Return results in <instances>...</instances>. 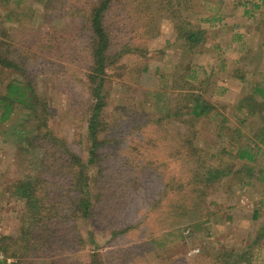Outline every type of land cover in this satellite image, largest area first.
Wrapping results in <instances>:
<instances>
[{
    "label": "trees",
    "instance_id": "1",
    "mask_svg": "<svg viewBox=\"0 0 264 264\" xmlns=\"http://www.w3.org/2000/svg\"><path fill=\"white\" fill-rule=\"evenodd\" d=\"M27 2L29 10L19 11L18 7ZM193 3L194 0H0V6L17 7V11L6 13L5 20L0 11V74L10 73L0 86V124L2 125L0 141L26 146L39 154L37 162L32 166L28 165L24 176L13 184L15 200L18 204L19 202L23 204V213L16 236L0 234V252L5 256L3 259L0 258V264H38L39 260L47 258H52V264H83L79 253L86 248V243L78 225H74L76 221L94 220L96 208L103 214L104 208L101 206L111 208L112 198L106 199L102 194L107 190H112L114 195L118 194L119 199L129 195L130 200L135 198L132 194L134 190L151 189L155 177L160 175V172L164 175L172 171V164H175V161L171 159L175 156L184 164H189L191 168L185 169L183 178L177 186L168 183L161 185L162 192L168 195H164L165 205L158 212L160 218L165 216L168 219L186 218L190 210L201 209L198 203L201 201L202 178L206 182H214L231 174L232 169L227 170L223 165L214 166L205 163L196 166V162L192 161L194 157L198 158L205 152L197 145V131L194 127L198 119L204 118L209 123L211 121L218 123L220 139L226 136L224 131L228 129L226 124L230 123V120L203 94L207 91L215 73L206 80L199 79V86H195L193 82L198 76L197 70L194 69L195 64L190 62L191 59L185 65L180 62L184 66V72L177 75L176 69L165 115L153 121V125L161 127L171 121L180 122L182 132L176 133L174 129H169L172 132H168L164 128L169 134L176 133V141H169L170 136L160 129L161 127L152 134L154 137L148 140L144 134L145 129L150 128L149 125L144 128L141 118L135 116L137 125L133 127L141 126V134L135 141L130 142L132 143L128 151V154L131 152L130 159L123 161V156L117 154L113 156L111 151L108 152L113 142L116 145L122 143L115 132L109 133V129L114 126L118 129L120 123H123L118 118L113 121L104 118L107 107L105 84L109 72H112L113 68H124L123 60L126 59L127 54L147 53L146 40L159 32L155 22L158 16L159 19L172 24L176 39L183 43L185 51L189 53L187 57H193L196 52L204 53L208 41L207 31L183 18L185 12L193 9ZM75 6L79 8V12H83L81 13L83 38L68 47L65 45L68 41H64L61 45L65 48L59 46L56 41L52 43L53 38L48 43L49 35L46 27L49 28L50 24L60 17L75 15L73 14ZM216 6L215 14L205 21L220 23L225 20L222 7L218 4ZM235 7H243L244 15H249L251 12L253 14L250 16L256 18V11L264 12V0H238L235 1ZM205 8L210 10V4L205 5ZM37 11L38 16L42 14L43 26L41 29L34 26L30 34L39 32L36 38L39 41H37L38 46L49 47L52 43L54 47L58 46L60 58L66 57L71 65L76 64L86 69L83 85L88 96L83 113L79 114L86 123V128H83L86 132L84 136L87 144L86 160L83 159L81 151H75L63 136L56 134L49 126V107L46 103H42L38 84V78L43 73H52L48 62L42 58L32 62L29 52L11 46L9 35L14 41L18 38L17 35L13 36L7 31L5 23L10 21L21 25L24 21L35 22ZM13 29L17 31L16 26ZM15 31L13 33H16ZM51 32L55 33L54 30ZM20 34H25V31ZM237 38L241 40L242 35L238 34ZM254 60L250 57L248 62L253 63ZM53 68V73H57L55 67ZM239 70L242 72L241 69H236V75L239 74ZM259 75L264 79V74L259 73ZM239 76L246 88L244 95L238 99L235 106L240 114V123L246 124L249 121L257 123L264 119V80H248L245 73H240ZM67 79L77 80L75 87L78 88L80 79L76 77V73L65 70V73L58 77L60 85H63ZM74 83L75 81L71 82ZM159 93L154 92L152 96L157 97ZM39 106L43 107V110H40ZM24 112H29L27 115L29 114L30 117L25 118L26 121L19 125L16 120ZM124 123H129V119H125ZM236 134L239 136L238 139L244 136L239 128H236ZM260 136L261 134L257 135L258 143L254 145L234 141L222 148L220 154L228 153L232 159L242 162V168L236 171L237 174L245 171L251 175L255 169L252 163L257 161L264 145V136ZM148 143L152 144L153 149H148L146 146ZM168 143H174L173 148H168ZM208 147L212 148L211 145ZM142 149L147 153L144 154V160L147 159L148 153L151 159L141 163ZM173 150L177 154L173 155ZM109 157L112 158L111 161L108 160ZM196 180V185H193ZM171 191L173 194H169ZM100 197L104 199L101 205L98 204L101 201ZM134 208H139L138 204H133L132 212ZM126 212H129L128 208L122 214L125 215ZM203 214L207 215L204 212ZM253 218H258V211L254 212ZM210 220L207 216L203 222L207 224L212 222ZM133 227L134 225H120L119 229L112 230V236L116 239L126 236ZM179 234V231L168 232L166 241L164 239L162 242L152 238L151 235L148 241L140 245L137 252H132L130 256L126 255L115 264H253L254 262L251 248L240 252L234 247L224 245L215 251L204 250L190 260L179 251L173 254L176 250H173L172 246V254L175 255L173 259H170L172 254L166 255L163 250V253L156 255V260L153 258L152 262L148 263L145 259L137 260L138 254L150 250V247L155 250V244L166 245L169 238L179 240ZM90 236L93 237L92 234ZM263 239L264 221L258 229L253 245L260 244ZM116 244L119 245L118 242ZM169 244L174 243L169 242ZM91 257L94 258V254Z\"/></svg>",
    "mask_w": 264,
    "mask_h": 264
},
{
    "label": "rangeland",
    "instance_id": "2",
    "mask_svg": "<svg viewBox=\"0 0 264 264\" xmlns=\"http://www.w3.org/2000/svg\"><path fill=\"white\" fill-rule=\"evenodd\" d=\"M235 1L238 0H194L193 9L185 12L183 18L191 21L194 26L206 30L208 41L205 44L206 51L204 53L196 52L191 58L187 57L189 53L185 51L183 43L176 39L172 24L164 19H159L158 16L155 22L159 32L146 40L145 52L147 53L138 52L134 55L129 53L123 60L124 68H113V71L109 72L105 84L107 107L104 113V118L107 121L118 118L123 122L120 123L118 129L115 126L111 128L112 131L109 129V133L115 132L122 143L116 145L113 142L108 148V152L111 151L113 156L116 154L123 156V161L130 159L131 152L128 154L132 145L130 142L135 141L141 134V126L133 127V125H137L135 116L141 118L144 128L148 125L150 127L145 129V137L148 140L154 137L152 134L161 126L153 125V121L165 115L176 69L177 75L183 74L184 66L180 62L185 65L191 59L190 62L195 64L194 69L197 70L196 75L198 76L197 80L193 82L195 86L199 84V79L206 80L212 73H215L214 76L212 75L207 91L203 94L216 109L226 114L230 120V123L226 124L228 129L224 131L226 136L220 139L218 123L215 121L209 123L204 118L198 119L194 127L197 131V145L203 148L205 154L202 153L203 157L202 155H199L198 158L194 157L192 161L196 162V166L205 163L214 166L223 165L227 170L228 168L232 169L231 174L214 182H206L202 178L201 201L198 203L201 205V209L190 210L186 214V218L168 219L166 216L160 218L158 214L161 207L165 205V196L168 195L166 192H162L161 185L168 183V185L177 186V183H180L183 178L185 169L191 168L189 164L179 161L177 156L171 159L175 161V164H172V171L166 172L164 175L163 172H160V175L155 177L151 189L132 191L135 198L129 200V195L126 196L127 198L124 195L125 198L119 199L118 194L114 195L112 190L103 192L106 199L112 198V204H110L112 210L110 207L101 206L104 208L103 214L96 208L94 220L83 221L80 219L74 224L78 225L86 243V248L79 253L83 264H115L126 255L130 256L132 252H137L140 245L148 241L147 239L151 235L152 238L162 242L164 239L166 241V235L171 231L180 232L179 240L172 238L168 240L175 245L169 244V242L166 245L155 244V250L150 247V250L147 249V251L138 254L137 260L145 259L148 263L152 262L156 255L163 253V250L166 255H171V246L173 250H176L173 254L179 251L190 260L200 255L204 250L215 251L224 245L234 247L240 252L248 251L251 248L254 254L253 264H264V239L260 244L253 245L258 229L264 221V145L257 161L252 163L255 169L251 175L245 171L237 174L236 171L242 168V162L232 159L228 153L220 154L222 148L227 147L229 142L254 145L258 143L257 135L264 136V130L262 131L264 119L257 123L249 121L242 124L239 120L240 114L235 107L246 89L244 82L240 79V73H245L248 80H264L259 75V73L264 74V12L256 11V18L250 16L253 14L251 12L249 15H244L243 7L234 8ZM73 4L77 5L76 2ZM207 4H210V10L205 8ZM217 4L225 12V20L220 23L205 21L215 14L214 9ZM28 6V2L22 4L21 7H18L19 11L21 9H25V12L28 11ZM0 8L4 20L7 16L6 13L17 11L16 6L7 5L0 6ZM37 10L40 11L39 8ZM38 11L34 18L35 22L24 21L21 23L22 26L10 21L5 23L7 31L13 36L17 35L18 38L17 41H14L8 33L12 42L11 46L29 52L32 62L40 58L48 62L52 73H43L38 78V84L42 103H46L49 107V126L56 134L63 136L75 151H81L83 159L86 160L87 144L84 137L86 132L83 129L86 128V123L81 116L79 117L80 112L83 113L88 96L83 85L86 69L76 64L71 65L66 57L60 58L58 46L52 45L55 41L59 46L64 41H68L66 44L64 43L68 47L83 38V18L81 16L83 12H79V8L75 6L73 9L75 15L60 17L51 23L49 28L46 27L49 35L48 43L52 38L53 41L49 47H40L38 46L39 41L36 40L39 32L37 31L34 35L30 34L34 26L39 29L43 26L42 14L38 16ZM12 15L10 16L12 17ZM23 19L26 20V18ZM15 26L17 31L13 29ZM52 30L55 33H52ZM24 31L25 34H20ZM238 34L242 35L241 40L237 38ZM33 37H35L36 43H34ZM31 39L32 42H30ZM61 47L65 48L62 45ZM250 57L255 59L253 63L248 62ZM53 67L57 73H53ZM236 69H241L242 72L239 70V74L236 75ZM65 70L76 73V77L80 79L78 88L75 87L77 80L67 79L63 85H60L58 77L60 74H64ZM9 75L10 73L0 74V86ZM72 81L75 83L71 84ZM154 92L160 93L157 97H153L152 93ZM39 109L43 110V107L39 106ZM27 113L29 112H24L16 120L19 125L26 121L25 118L30 117ZM125 119H129V123L125 124ZM164 128L168 132H172L169 129L176 130V133L183 131L181 123L176 121H171L168 125L165 124L160 128L168 133ZM236 128L244 133V136L239 139ZM176 133H168L169 141H176ZM173 145L174 143H168L167 147L173 148ZM209 145L212 146L211 149L208 147ZM146 146L148 149H153L151 143ZM142 151L143 161L141 163L149 161L151 159L149 153L146 156L147 159L144 160V154L147 155V153L144 149ZM173 152V155L177 154L174 150ZM38 156L36 151L26 146L0 141V234L12 236L18 234L23 204L16 202L13 184L24 176L28 165L32 166L37 162ZM108 160L111 161L112 158L109 157ZM196 182L197 180L193 182V185H196ZM100 200L99 205L104 202L101 197ZM133 204L139 206L137 209L134 208V212L131 211ZM126 208L129 209V212L123 215ZM255 211H258L257 219L253 218ZM203 212L207 215H204ZM110 214L112 215L109 217ZM207 216L212 222L206 224L203 221ZM120 225H134V227L126 236L116 239L112 236V230L119 229ZM196 225L199 227H195ZM117 242L119 245L116 244ZM92 254H94V258L91 257ZM173 254L170 259L175 257ZM0 258H5L2 252H0ZM38 264H52V258L41 259Z\"/></svg>",
    "mask_w": 264,
    "mask_h": 264
}]
</instances>
